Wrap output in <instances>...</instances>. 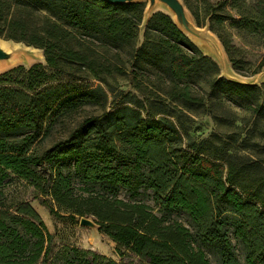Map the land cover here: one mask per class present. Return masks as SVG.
<instances>
[{
	"label": "trees",
	"instance_id": "16d2710c",
	"mask_svg": "<svg viewBox=\"0 0 264 264\" xmlns=\"http://www.w3.org/2000/svg\"><path fill=\"white\" fill-rule=\"evenodd\" d=\"M183 2L199 24V5ZM226 4H217L221 11L207 19L209 29L232 69L255 75L264 69V0ZM143 14L141 2L0 0V37L42 49L46 64L0 74V188L12 174L51 197L70 220L92 216L99 232L116 244L119 258L117 262L92 251L53 248L39 215L22 202L0 207V264H211L208 253L219 264H241L231 235L242 248L245 264H264V178L257 174L259 164L241 162L212 139L184 143L172 121L156 118L151 105L139 99L133 108L129 101H120L110 113L75 121L83 107L99 104L105 93L62 81L92 76L106 82L105 76L128 75L126 62L134 82L141 77L152 85L156 79L167 99L187 109L203 106L197 80L210 95L258 105L261 86L221 77L217 63L169 14L155 11L144 24ZM91 49L113 51L122 68L100 63ZM63 118L74 121L67 136L38 153L40 136ZM62 164L73 173L57 170L47 179L34 169ZM89 187L99 190L90 192ZM119 188L131 198L141 189L151 191L161 213L141 201L117 198ZM179 212L190 219L192 230L171 219Z\"/></svg>",
	"mask_w": 264,
	"mask_h": 264
},
{
	"label": "rangeland",
	"instance_id": "374dc122",
	"mask_svg": "<svg viewBox=\"0 0 264 264\" xmlns=\"http://www.w3.org/2000/svg\"><path fill=\"white\" fill-rule=\"evenodd\" d=\"M194 5H199L202 18L199 24H196L190 12L186 8L183 0H156L151 5L147 4L146 0H134L133 2H141L144 5L143 24L148 20L150 15L155 11H163L169 14L177 26L187 35V31L177 21L173 15L175 9L183 11L186 18L191 22L196 35H187L201 50V52L217 63L220 70V76L224 79L240 84H251L261 86L259 91L258 105L248 104L247 101L241 100L238 97H226L224 95H210L207 86L200 80L195 84L198 85L199 96H203V106H194L190 109L184 108L177 101H172L162 94L164 86L156 79L152 81V85L147 84L143 78L138 77L136 82L132 80L131 67L125 63L128 75L112 74L105 76L106 82L88 76L78 81H62L64 84H69L78 88H101L105 93V97L99 104L83 107L76 116L75 121H80L86 117L102 115L113 111L115 104L120 101H129L127 106L135 107V99L142 100L143 104L151 105V113H157L156 118L163 117L172 121L178 128L184 143L188 141L199 142L205 139H212L214 143L225 144L233 154H237L241 158V162L251 165L259 164L257 174L264 178V69L255 75H240L236 73L218 40L216 35L209 29L207 19L220 14L218 3H223L224 8H227L228 0H191ZM206 13L208 16H204ZM234 18H237L234 12L231 13ZM226 22V24H228ZM230 33H235L229 27ZM0 40L17 44L21 47L18 50V60L9 66L0 70V74L18 66L29 68L33 65L40 64L46 67L43 50L28 46L21 42L6 40L0 37ZM209 41L217 44L221 49L222 55H216L209 51L207 44ZM234 42L237 39L234 38ZM92 56L100 63L112 64L122 68V65L117 62L114 57V52H107L105 49H91ZM126 61V56L121 55ZM254 62V59L251 60ZM130 72V73H129ZM47 73L52 74L51 70ZM138 73L145 75L144 71L138 70ZM153 79V78H151ZM57 83V82H55ZM138 83V85H137ZM126 94V96H125ZM164 111V112H157ZM160 113V114H159ZM162 113V114H161ZM142 114V113H141ZM143 115V114H142ZM74 118V117H73ZM72 118V119H73ZM74 121L63 118L57 120L53 128L48 134L41 135L39 140L41 143L37 148V152H41L67 136L68 130L72 128ZM36 172L50 179L55 171L60 170L63 173H73V169L68 164L59 166L42 165L35 166ZM75 188L80 184L74 180ZM0 207L6 208L10 205L27 202L39 215L48 232L52 235L53 248L73 247L79 250L92 251L106 259L119 261L116 254V244L106 235L98 230V225L92 216H75L73 220L68 218L69 214L65 213L55 202L39 190L31 187L25 181L19 179L15 175H9L3 181V186L0 188ZM89 191L99 190L97 187H89ZM140 195L136 198H131L130 193L124 188H119L116 197L122 200L131 202L132 200L141 201L153 208L156 214H160L158 205L153 201L151 191L141 189ZM11 207V206H10ZM12 209V208H11ZM52 213H58L59 216ZM171 219L177 220L192 230L190 219L183 213H172ZM84 218L92 223L91 226L81 225L80 220ZM232 245L235 247L236 255L241 264L244 262V253L237 241L231 235ZM211 264H219L217 258L207 254Z\"/></svg>",
	"mask_w": 264,
	"mask_h": 264
},
{
	"label": "bare ground",
	"instance_id": "6f19581e",
	"mask_svg": "<svg viewBox=\"0 0 264 264\" xmlns=\"http://www.w3.org/2000/svg\"><path fill=\"white\" fill-rule=\"evenodd\" d=\"M148 5H151L152 3H155L156 0H146ZM166 1V0H163ZM169 1V0H168ZM176 11L173 12V15L177 18V21L180 23V25L183 27L182 29H185L187 31V35H196L198 32L194 30L193 25L191 22L186 18L183 11L179 9H175ZM207 44V48L209 51L213 52L216 55H222L221 49L219 46L213 42L205 41ZM21 49V47L17 44L8 43L5 41L0 40V70L9 66L10 64L17 61L18 58V50ZM223 57V55H222Z\"/></svg>",
	"mask_w": 264,
	"mask_h": 264
},
{
	"label": "water",
	"instance_id": "95a60500",
	"mask_svg": "<svg viewBox=\"0 0 264 264\" xmlns=\"http://www.w3.org/2000/svg\"><path fill=\"white\" fill-rule=\"evenodd\" d=\"M106 2L114 3V4H122V3H133L134 0H104ZM81 225L91 226L92 223L87 219L82 218L80 220Z\"/></svg>",
	"mask_w": 264,
	"mask_h": 264
}]
</instances>
